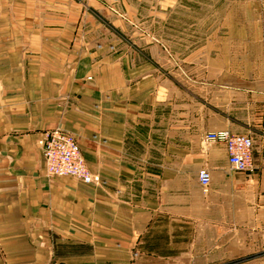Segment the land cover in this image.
I'll return each mask as SVG.
<instances>
[{
  "label": "crops",
  "instance_id": "obj_1",
  "mask_svg": "<svg viewBox=\"0 0 264 264\" xmlns=\"http://www.w3.org/2000/svg\"><path fill=\"white\" fill-rule=\"evenodd\" d=\"M132 1L0 0V264H264V68L169 58ZM52 128L98 182L46 174Z\"/></svg>",
  "mask_w": 264,
  "mask_h": 264
},
{
  "label": "rangeland",
  "instance_id": "obj_2",
  "mask_svg": "<svg viewBox=\"0 0 264 264\" xmlns=\"http://www.w3.org/2000/svg\"><path fill=\"white\" fill-rule=\"evenodd\" d=\"M132 3L144 16L143 33L163 44L169 58L209 57L212 65L219 59H227L232 67L243 71L264 68V0H138Z\"/></svg>",
  "mask_w": 264,
  "mask_h": 264
},
{
  "label": "built area",
  "instance_id": "obj_3",
  "mask_svg": "<svg viewBox=\"0 0 264 264\" xmlns=\"http://www.w3.org/2000/svg\"><path fill=\"white\" fill-rule=\"evenodd\" d=\"M206 138L224 143L232 169L244 173H251L257 169L250 135L217 130L208 132ZM39 144L47 175H70L85 183H95L100 180L99 176L92 174L87 167L74 136L64 129L52 128L44 131ZM198 180L202 186L208 185L210 173L207 168L201 167L198 170Z\"/></svg>",
  "mask_w": 264,
  "mask_h": 264
}]
</instances>
